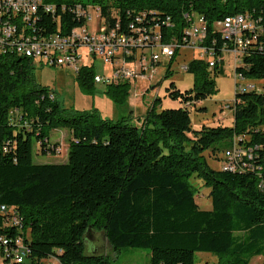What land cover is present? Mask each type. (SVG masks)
Here are the masks:
<instances>
[{
  "label": "trees",
  "instance_id": "16d2710c",
  "mask_svg": "<svg viewBox=\"0 0 264 264\" xmlns=\"http://www.w3.org/2000/svg\"><path fill=\"white\" fill-rule=\"evenodd\" d=\"M45 2L57 5L55 13L45 12L40 20L47 33L70 34L85 25L78 7L93 5L101 8L109 27L119 24L127 33L131 24L141 30L158 27L162 40L180 43L189 26L185 14L199 12L208 20L206 43L216 40L213 59L219 62L211 67L210 60L194 56L186 64L194 75L192 88L183 91L172 81L166 89L181 106L156 111L162 99L155 98L141 127L130 117L112 120L97 110L64 107L54 89L37 82L34 59L0 54V206L7 208L0 212V238L9 241L0 240V259L12 264H45L47 259L52 264H116L86 253L85 235L91 230L102 232L116 251L149 249L146 264H196L198 252L215 255L217 264H250L252 257H264V87L235 89L230 125L194 129L191 118L192 107L217 91L216 76L225 71L223 48L232 45L215 29L216 22L247 12L259 29L264 0ZM178 53L165 78L172 75ZM235 71L250 82L264 79V32L248 45ZM76 73L81 87L93 93L94 62ZM105 93L124 105L130 82L107 84ZM61 126L70 132L66 161L35 163V142L44 154L59 153L50 134ZM235 146L252 151L251 159L244 158V169L209 164L206 152L224 162L225 152ZM219 153L223 156L218 158ZM193 176L210 188L212 209L197 203ZM14 214L20 219L17 225ZM17 239L26 246L21 262L10 257Z\"/></svg>",
  "mask_w": 264,
  "mask_h": 264
},
{
  "label": "built area",
  "instance_id": "2783aa9c",
  "mask_svg": "<svg viewBox=\"0 0 264 264\" xmlns=\"http://www.w3.org/2000/svg\"><path fill=\"white\" fill-rule=\"evenodd\" d=\"M78 8L80 9L78 14L87 21L92 16L91 12L96 13L101 20L97 31L91 32L86 23L74 28L70 34L47 33L44 32L46 28L40 24V20L45 12L55 13L57 9L55 3H46L45 0H0V54L35 58V63L37 59H41L42 64L49 66L69 64L77 71L82 57L80 48L86 46L90 54L94 57L101 56L104 62L113 67L110 75L95 76L96 83L106 84L133 83L140 79L151 78L157 70L156 65L159 61L165 58L170 61L177 49L185 47L193 49L194 53L198 52L200 57L210 60L211 67L219 62L213 59L216 40H212V45L206 43L209 37L208 20L199 12L192 11L185 14L189 26L183 36L184 43H180L176 39L168 42L162 40L163 35L158 27L141 30L131 24L129 33L122 31L119 24L109 27L100 16L99 6L88 5L87 8H83L79 5ZM256 27L254 18L247 12L230 15L216 22L215 29L232 40V45L223 48V52L234 54L236 65L252 40L258 37V33L264 32V26L260 25L259 29ZM182 67L186 70V65ZM150 70H152L151 74L148 73ZM235 80L236 88L239 89H252L255 86L239 73L235 74ZM136 95L139 94L136 92ZM245 157L251 159L252 151L235 146L225 152L222 166L230 170L244 169L247 166ZM6 210L5 205L0 206V212ZM19 221L20 219L14 214L12 222L17 225ZM0 240L5 245L9 244L4 237ZM16 244L10 257L21 262L26 246L19 239L16 240ZM0 264H12V261L0 259Z\"/></svg>",
  "mask_w": 264,
  "mask_h": 264
},
{
  "label": "rangeland",
  "instance_id": "374dc122",
  "mask_svg": "<svg viewBox=\"0 0 264 264\" xmlns=\"http://www.w3.org/2000/svg\"><path fill=\"white\" fill-rule=\"evenodd\" d=\"M87 21V28L95 32L101 25V20L95 12ZM82 57L78 65L92 64L94 62L95 70L98 75H110L113 67L111 64L104 62L101 56L94 57L89 53L86 46L80 48ZM176 61L172 64V75L165 78L169 61L165 58L156 65V72L151 78L140 79L130 83V93L124 105H117L108 95H106L107 84L104 82L95 83V90L89 93L84 90L76 79V68L69 64L59 66L42 65L41 59L36 61L35 76L38 83L51 87L60 103L69 109L74 110H97L101 117L118 120L121 117H130L132 122L143 126L144 117L150 107L153 106L155 98L162 99V103L155 107L156 111L163 109L180 107L181 103L173 100L167 95V88L170 82L174 81L181 90L192 88L194 75L183 69L194 56L200 57L197 52L191 48L178 49ZM151 57V51H148ZM224 73L216 76L217 91L209 98L200 101L197 106L192 107L191 118L194 129H199L202 125H229L232 120V113L229 106L233 105L236 96L235 68L236 57L232 53H226ZM150 70L148 73L151 74ZM249 80V79H248ZM254 84L260 88L264 87V79H251ZM136 92L139 95H136ZM205 107V111L199 108ZM222 112L228 113L222 115L224 118L216 120ZM69 129L66 126L56 127L51 131V139L60 145L59 153L51 152L44 154L39 148L38 143L34 144V162L35 163H61L66 161L69 148ZM208 157L209 164L217 169L222 167V160H217L210 154ZM218 158L222 157L221 153L217 154ZM214 158V159H213ZM191 183L197 188L196 200L202 209H212V199L209 196L210 188L205 186L202 179L197 176L191 178ZM86 253L107 256L116 264H146L150 260V250L144 248H124L116 251L108 242L106 236L100 232L91 230L85 235ZM1 258V254H0ZM264 261L263 256L251 258L250 264H261ZM218 258L205 252L196 253V264H217ZM45 264H52V259H47Z\"/></svg>",
  "mask_w": 264,
  "mask_h": 264
},
{
  "label": "crops",
  "instance_id": "0c3cea01",
  "mask_svg": "<svg viewBox=\"0 0 264 264\" xmlns=\"http://www.w3.org/2000/svg\"><path fill=\"white\" fill-rule=\"evenodd\" d=\"M228 113H226V112H222L219 116H217L215 119L216 120H219V119H222V118H224V116L225 115H227ZM222 115H224V116H222ZM232 123V120H231V122L229 123V125ZM69 136H70V132H68L67 133ZM54 142H59L58 140H56V141H54Z\"/></svg>",
  "mask_w": 264,
  "mask_h": 264
},
{
  "label": "bare ground",
  "instance_id": "6f19581e",
  "mask_svg": "<svg viewBox=\"0 0 264 264\" xmlns=\"http://www.w3.org/2000/svg\"><path fill=\"white\" fill-rule=\"evenodd\" d=\"M25 57V56H24ZM29 58V57H28ZM31 59H35V58H31ZM237 72L235 71V74H236Z\"/></svg>",
  "mask_w": 264,
  "mask_h": 264
}]
</instances>
